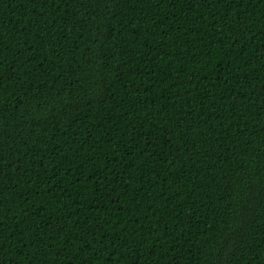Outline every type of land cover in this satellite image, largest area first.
<instances>
[{
  "label": "trees",
  "instance_id": "trees-1",
  "mask_svg": "<svg viewBox=\"0 0 264 264\" xmlns=\"http://www.w3.org/2000/svg\"><path fill=\"white\" fill-rule=\"evenodd\" d=\"M0 264H264V0H0Z\"/></svg>",
  "mask_w": 264,
  "mask_h": 264
}]
</instances>
